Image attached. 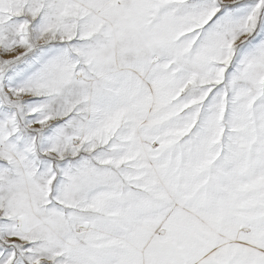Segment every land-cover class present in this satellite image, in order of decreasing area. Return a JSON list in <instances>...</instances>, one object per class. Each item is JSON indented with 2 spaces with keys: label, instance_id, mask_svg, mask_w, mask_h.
Here are the masks:
<instances>
[{
  "label": "snow or ice",
  "instance_id": "1",
  "mask_svg": "<svg viewBox=\"0 0 264 264\" xmlns=\"http://www.w3.org/2000/svg\"><path fill=\"white\" fill-rule=\"evenodd\" d=\"M0 264H264V0H0Z\"/></svg>",
  "mask_w": 264,
  "mask_h": 264
}]
</instances>
